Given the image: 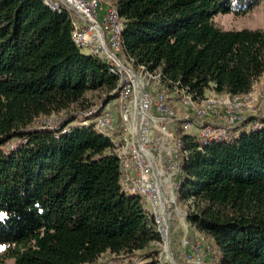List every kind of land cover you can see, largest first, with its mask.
I'll return each instance as SVG.
<instances>
[{
	"label": "trees",
	"instance_id": "trees-1",
	"mask_svg": "<svg viewBox=\"0 0 264 264\" xmlns=\"http://www.w3.org/2000/svg\"><path fill=\"white\" fill-rule=\"evenodd\" d=\"M113 1L133 67L158 73L167 93L243 96L264 74V32L213 22L261 0ZM72 30L64 9L0 0V264H98L104 255L156 264L160 235L141 199L122 192L110 141L91 126L27 131L40 118L115 97L118 78L81 53ZM183 142L178 200L188 202L187 224L210 239L216 264H264V126L202 150Z\"/></svg>",
	"mask_w": 264,
	"mask_h": 264
},
{
	"label": "built area",
	"instance_id": "built-area-1",
	"mask_svg": "<svg viewBox=\"0 0 264 264\" xmlns=\"http://www.w3.org/2000/svg\"><path fill=\"white\" fill-rule=\"evenodd\" d=\"M42 2L51 11H68L73 25L71 37L74 45L79 49H87L90 55L109 64L110 73L118 78V87L111 93L115 95L114 98L103 107L102 103L91 107L78 117L80 120L75 119L73 122H79V127H94L110 141L120 164L122 192L141 199L145 216L152 221L160 235V243L157 245L165 250V254L157 255L156 264H173L168 251V219L178 211L177 192L182 181V163L187 156L183 137L196 143L199 150L213 142L231 144L243 132L260 130L264 126V112L244 115L243 109L247 105L242 97H250L252 91L243 96L206 91L202 99L195 100L185 91L177 90L168 94L183 106V111L191 113L190 116L178 117L171 98L159 87V74L146 72L142 67H133L122 39L123 24L114 6L101 5L99 0ZM120 56L126 65L150 77L153 89L136 78L125 67ZM261 99L264 104V93ZM256 100L253 98L249 101L254 103ZM222 101L227 103L223 105ZM117 106L124 107L120 129L115 126L113 118ZM221 106L226 108L222 114L227 120L226 124L204 123L203 118L209 116L220 120ZM37 121L27 131H38L33 128ZM73 122L66 125H62V122L57 127L39 131L65 134L70 131ZM245 122L248 124L246 128L242 127ZM12 142L15 143L8 144L6 151L14 150L20 143L18 140ZM184 216L187 217V214ZM180 250L185 264H205L204 243L199 235L182 240ZM110 264L129 263L125 260Z\"/></svg>",
	"mask_w": 264,
	"mask_h": 264
},
{
	"label": "rangeland",
	"instance_id": "rangeland-1",
	"mask_svg": "<svg viewBox=\"0 0 264 264\" xmlns=\"http://www.w3.org/2000/svg\"><path fill=\"white\" fill-rule=\"evenodd\" d=\"M101 5H106V6H114L113 0H99ZM213 22L214 24L219 28L222 29L224 31H240L243 29H248V30H260L262 32H264V0H261L252 10H250L249 12H247L244 15H235L233 12H230L228 14H218L216 16L213 17ZM81 53L83 55H89V52L87 49H81L80 50ZM120 59H122V61L124 62V59L122 56L119 57ZM125 67L127 69H130L131 72L134 74V76L136 78H138L139 80H141L143 82L144 85H146L149 89H153L154 85L151 81L150 77H146L143 74L140 73V71L134 69L133 67H131L130 65H126V63L124 62ZM164 90V89H161ZM165 95L169 98H171V103L172 105L175 107L176 112L178 117H184V116H190L191 113L190 111H183V106H181L178 102H176L174 100V96H171L167 93V91H165ZM252 95L246 99H244V97H242L243 102L246 103V107L243 109V113L244 115H251V114H255V115H259L260 113L264 112V104L262 103V99L261 96L264 93V74L255 82V84L253 85L252 88ZM256 98L257 100L252 103L249 100ZM103 99H106V97H104ZM103 99H99L100 103L98 105H100L103 102ZM87 100H89L90 102H92L93 104H95L98 101L97 98V94L96 93H89L87 95ZM109 101V100H108ZM98 103V102H97ZM96 103V104H97ZM227 101H222V104H226ZM97 105V106H98ZM226 106V105H225ZM123 106H117L116 108H114V121H115V126L120 129L123 124L122 121V111H123ZM74 108H71L70 110H65V111H61L57 114H54L51 117H43L41 118L39 121H37V123L33 126L34 129L36 130H43V129H47V128H53V127H57L59 126L62 122V125H66L69 124L70 122H73L75 119L76 120H80L78 117L82 116L84 113H86V111L84 110H73ZM226 108L221 106L219 113L221 114V116L219 117L220 120H218L216 117H207V118H203L204 123H213V124H222L227 122L226 118L223 116L225 113ZM219 113L217 115H219ZM223 114V115H222ZM252 117V116H250ZM222 120V121H221ZM248 120V119H247ZM70 126L73 127H78L79 126V122H73L70 124ZM248 126V124L245 122L242 127L246 128ZM94 128V127H92ZM48 131V130H47ZM251 132V131H250ZM15 142H10L9 145L14 144ZM22 143V142H21ZM18 146V145H17ZM16 148V147H15ZM178 194V192H177ZM177 212L174 213L169 219H168V228H169V232H168V237H169V245H168V251H169V246L171 249V253H172V257H173V261H171L173 264H185L184 263V259H183V253L180 250V245L182 240H186L189 239L192 236H196L199 235L204 243V248H205V255H204V259H205V264H216V257L217 259L220 257L219 253L217 252L216 254V250L215 248L212 246V243L209 241L210 239L204 238L202 235L198 234V232H196L192 227H190L187 222H186V216H184V214H187V208L185 207V205L180 204L179 200L177 199ZM158 249V254L162 253V255L165 254V250H163L162 247L160 246H156ZM170 254V251H169ZM171 259V256H170ZM115 261H125L124 260H115L112 259L110 256L108 255H104L100 261L98 262V264H110L113 263ZM127 262L129 264H135L137 263V259L136 258H131V259H127ZM6 264H12V261H7Z\"/></svg>",
	"mask_w": 264,
	"mask_h": 264
},
{
	"label": "water",
	"instance_id": "water-1",
	"mask_svg": "<svg viewBox=\"0 0 264 264\" xmlns=\"http://www.w3.org/2000/svg\"><path fill=\"white\" fill-rule=\"evenodd\" d=\"M108 98H106L103 102H102V107L106 105V103L108 102ZM169 251H170V256H171V261H173V257H172V253H171V249H170V246H169ZM174 262V261H173Z\"/></svg>",
	"mask_w": 264,
	"mask_h": 264
},
{
	"label": "crops",
	"instance_id": "crops-1",
	"mask_svg": "<svg viewBox=\"0 0 264 264\" xmlns=\"http://www.w3.org/2000/svg\"><path fill=\"white\" fill-rule=\"evenodd\" d=\"M113 3H114V1H113ZM101 4H102V3H101ZM208 92H212V91H208ZM196 232H197V231H196ZM194 236H195V235H194ZM194 236H192V237H190V238L192 239V238H194ZM209 241H210V240H209ZM210 242H211V241H210ZM211 243H212V242H211ZM216 254H217V252H216ZM216 260H218L217 257H216Z\"/></svg>",
	"mask_w": 264,
	"mask_h": 264
},
{
	"label": "bare ground",
	"instance_id": "bare-ground-1",
	"mask_svg": "<svg viewBox=\"0 0 264 264\" xmlns=\"http://www.w3.org/2000/svg\"><path fill=\"white\" fill-rule=\"evenodd\" d=\"M213 143H221V144H224V143H222V142H213ZM210 144H212V143H210ZM210 144H208V145H210ZM208 145H207V146H208ZM205 147H206V146H205ZM201 150H202V149H201Z\"/></svg>",
	"mask_w": 264,
	"mask_h": 264
},
{
	"label": "snow or ice",
	"instance_id": "snow-or-ice-1",
	"mask_svg": "<svg viewBox=\"0 0 264 264\" xmlns=\"http://www.w3.org/2000/svg\"><path fill=\"white\" fill-rule=\"evenodd\" d=\"M0 218H2V214H0Z\"/></svg>",
	"mask_w": 264,
	"mask_h": 264
}]
</instances>
